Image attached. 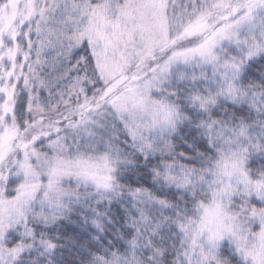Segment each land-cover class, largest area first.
<instances>
[{"label": "snow or ice", "instance_id": "snow-or-ice-1", "mask_svg": "<svg viewBox=\"0 0 264 264\" xmlns=\"http://www.w3.org/2000/svg\"><path fill=\"white\" fill-rule=\"evenodd\" d=\"M0 264H264V0H0Z\"/></svg>", "mask_w": 264, "mask_h": 264}]
</instances>
